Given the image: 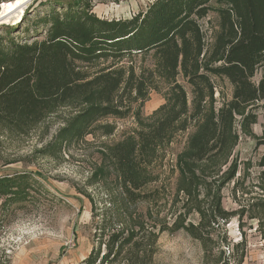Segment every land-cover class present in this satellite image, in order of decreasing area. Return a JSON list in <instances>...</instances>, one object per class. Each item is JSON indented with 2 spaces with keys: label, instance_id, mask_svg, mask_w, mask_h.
Masks as SVG:
<instances>
[{
  "label": "rangeland",
  "instance_id": "374dc122",
  "mask_svg": "<svg viewBox=\"0 0 264 264\" xmlns=\"http://www.w3.org/2000/svg\"><path fill=\"white\" fill-rule=\"evenodd\" d=\"M154 2L29 0L23 13L32 11L24 22L0 24V51L43 39L39 19L50 10L61 13L74 3L101 20L123 21ZM209 5L217 6L215 0ZM216 22L214 11L199 19L209 41ZM36 29L40 36H33ZM128 59L113 66L100 61L88 71L127 66ZM132 61L136 70L153 66L147 55ZM263 71L258 68L251 80L257 83ZM211 79L216 111L232 100L233 87L224 77ZM177 81L190 100V85ZM170 86L158 80L127 114L99 117L81 134L75 118L93 104L85 97L58 103L24 126L0 121V180L13 188L0 193V264H264V100L235 112L229 147L189 172L182 164L189 162L183 154L194 120L171 131L150 154L140 157L136 150L145 182L130 188L132 201L127 198L111 153L137 143L167 103ZM250 111L256 119L245 129Z\"/></svg>",
  "mask_w": 264,
  "mask_h": 264
},
{
  "label": "trees",
  "instance_id": "16d2710c",
  "mask_svg": "<svg viewBox=\"0 0 264 264\" xmlns=\"http://www.w3.org/2000/svg\"><path fill=\"white\" fill-rule=\"evenodd\" d=\"M210 1L155 0L145 11L123 21L101 20L75 2L61 13L50 10L47 19L39 17L43 39L12 43L9 51H0V121L24 126L58 103L85 97L93 104L75 118L81 134L99 117L127 114L131 102L143 99L158 80L172 82L167 103L141 130L137 143L115 146L111 157L132 201L130 188L144 181L135 151L140 157L150 154L171 131L184 129L194 120L196 131L183 154L189 162L182 164L189 172L195 162L229 147L235 112L264 100V71L257 83L251 80L264 67V0H215L216 8ZM30 11L26 8L20 24ZM210 11L217 18L211 41L199 24ZM40 33L36 29L33 36ZM146 55L153 58V66L136 70L133 58ZM125 58L131 63L112 67ZM100 61H110L112 66L88 71ZM212 76L226 78L233 87L232 100L216 111ZM178 77L190 85V100ZM255 119L252 111L245 115V129ZM260 158L264 183V154ZM10 186L0 180V193L11 194Z\"/></svg>",
  "mask_w": 264,
  "mask_h": 264
},
{
  "label": "bare ground",
  "instance_id": "6f19581e",
  "mask_svg": "<svg viewBox=\"0 0 264 264\" xmlns=\"http://www.w3.org/2000/svg\"><path fill=\"white\" fill-rule=\"evenodd\" d=\"M29 0H9L0 5V24L8 22L16 25L22 18L24 4Z\"/></svg>",
  "mask_w": 264,
  "mask_h": 264
}]
</instances>
